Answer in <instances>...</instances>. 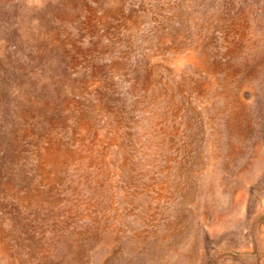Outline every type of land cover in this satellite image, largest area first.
<instances>
[{"label": "rangeland", "instance_id": "rangeland-1", "mask_svg": "<svg viewBox=\"0 0 264 264\" xmlns=\"http://www.w3.org/2000/svg\"><path fill=\"white\" fill-rule=\"evenodd\" d=\"M0 264H264V0H0Z\"/></svg>", "mask_w": 264, "mask_h": 264}]
</instances>
